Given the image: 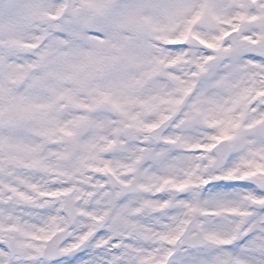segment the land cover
Returning <instances> with one entry per match:
<instances>
[{"label": "snow or ice", "instance_id": "obj_1", "mask_svg": "<svg viewBox=\"0 0 264 264\" xmlns=\"http://www.w3.org/2000/svg\"><path fill=\"white\" fill-rule=\"evenodd\" d=\"M0 264H264V0H0Z\"/></svg>", "mask_w": 264, "mask_h": 264}]
</instances>
